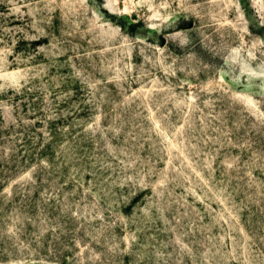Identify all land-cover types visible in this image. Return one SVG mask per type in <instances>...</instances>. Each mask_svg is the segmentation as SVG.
<instances>
[{
	"label": "rangeland",
	"instance_id": "1",
	"mask_svg": "<svg viewBox=\"0 0 264 264\" xmlns=\"http://www.w3.org/2000/svg\"><path fill=\"white\" fill-rule=\"evenodd\" d=\"M0 264H264V0H0Z\"/></svg>",
	"mask_w": 264,
	"mask_h": 264
}]
</instances>
